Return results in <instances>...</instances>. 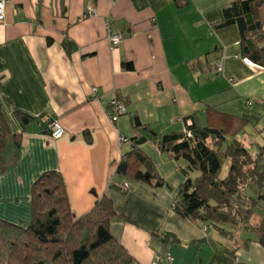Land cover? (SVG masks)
Segmentation results:
<instances>
[{
  "label": "crops",
  "instance_id": "1",
  "mask_svg": "<svg viewBox=\"0 0 264 264\" xmlns=\"http://www.w3.org/2000/svg\"><path fill=\"white\" fill-rule=\"evenodd\" d=\"M234 1L9 0L0 22V102L22 146L19 160L0 173V219L28 226L33 185L56 170L75 216L106 195L132 220H113L110 230L138 264H264V200L222 231L183 217L173 205L182 183L199 172L186 173L188 162L158 142L182 133L185 118L197 113L201 126L225 128L250 116L238 138L253 156L264 144V67L241 55L238 26L222 25ZM111 32L121 35L116 47ZM66 41L75 48L68 51ZM114 99L127 111L116 119ZM18 110L37 119L23 128ZM48 117L64 136L52 137ZM126 154L127 175L117 172ZM137 170L163 184L136 180ZM245 196L244 207L257 197L251 189Z\"/></svg>",
  "mask_w": 264,
  "mask_h": 264
},
{
  "label": "trees",
  "instance_id": "2",
  "mask_svg": "<svg viewBox=\"0 0 264 264\" xmlns=\"http://www.w3.org/2000/svg\"><path fill=\"white\" fill-rule=\"evenodd\" d=\"M223 12L222 25L239 28L241 55L264 67V0H235ZM64 47L68 51L75 48L71 41H66ZM125 67L131 68L132 64L125 63ZM15 117L23 128L37 119L20 110ZM251 122L250 116H242L233 117L228 128L201 126L194 113L185 118L190 136L170 133L158 140L175 159L188 162L186 173L199 172L180 186L173 206L180 215L222 231L223 226L246 221L258 202L264 200V144L253 156L238 138ZM135 123H140L136 117ZM21 146L22 132L11 131L0 102V173L19 160ZM129 168L126 154L117 172L127 175ZM132 176L147 182L158 178L141 170ZM160 184L163 181L158 178L156 185ZM248 189L257 197L250 198V205L244 207L241 200H245ZM32 203L33 217L28 226L0 219V264H138L110 230L113 220H132L119 214L108 196L103 195L85 214L75 216L62 174L49 170L35 181ZM259 234L264 246V216Z\"/></svg>",
  "mask_w": 264,
  "mask_h": 264
},
{
  "label": "built area",
  "instance_id": "3",
  "mask_svg": "<svg viewBox=\"0 0 264 264\" xmlns=\"http://www.w3.org/2000/svg\"><path fill=\"white\" fill-rule=\"evenodd\" d=\"M8 1L9 0H0V22H2V23L5 22V15H6V8H7ZM113 1H118V0H113ZM94 11H95L94 9H91V12H94ZM109 40H110L111 45L113 47H116L121 43L122 38H121V35L119 33L111 32L109 34ZM217 67H218L219 72L223 71V62L219 61L217 63ZM93 91L96 93L97 88H94ZM110 106L112 107V113L110 114V117L112 119H116L118 116L125 114L127 112L125 106L115 99L113 101H111ZM47 120L50 121L49 127L52 131L51 135L53 138L59 139L62 136H64L65 130L58 120L51 119L50 117H48ZM190 123H191V120H188V124H190ZM183 132L186 133L188 136H190V132L187 130L186 127H185ZM123 140L124 139L121 138V141H123ZM129 187H130V184L128 182L123 184V189L127 190V189H129ZM206 228L207 227H205V229Z\"/></svg>",
  "mask_w": 264,
  "mask_h": 264
},
{
  "label": "rangeland",
  "instance_id": "4",
  "mask_svg": "<svg viewBox=\"0 0 264 264\" xmlns=\"http://www.w3.org/2000/svg\"><path fill=\"white\" fill-rule=\"evenodd\" d=\"M264 121V120H263ZM246 144H247V146L249 147L250 146V144H249V142H247L246 141ZM225 164H227V161H224V165ZM223 171H224V169H223ZM223 173V172H222ZM260 210V206H258V208H257V211L255 212L256 214L253 216V220L255 221V222H257V220H259V218H260V216H261V214H262V212H260L259 211ZM259 212V213H258Z\"/></svg>",
  "mask_w": 264,
  "mask_h": 264
}]
</instances>
